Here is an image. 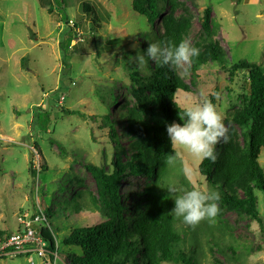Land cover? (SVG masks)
Listing matches in <instances>:
<instances>
[{
	"label": "rangeland",
	"instance_id": "rangeland-1",
	"mask_svg": "<svg viewBox=\"0 0 264 264\" xmlns=\"http://www.w3.org/2000/svg\"><path fill=\"white\" fill-rule=\"evenodd\" d=\"M168 1L177 3L176 16L190 17L185 37L190 44L200 36L201 16L210 8L212 38L224 50L228 65L247 60L259 63L264 71V0ZM83 3L91 9L83 10ZM149 30L145 18L132 10L131 0H0V230L14 232L21 214L42 209L54 234L55 248L46 242L44 249L53 256L51 264H72L71 255L80 254V248L63 244V237L100 220L92 201L95 184L83 164L109 167L114 157L101 119L105 114L117 117L119 107L109 103L110 95L120 96V103L128 101L129 73L137 66L130 57L149 46L144 36ZM188 68L189 63L176 68L189 87L175 93L178 106L212 102L227 130L236 128L242 143L241 130L231 125L230 117L247 91L245 72L230 77L216 63L207 62L193 77ZM139 70L148 73L145 66ZM62 80L67 84L60 86ZM46 109L48 121L42 128L37 119ZM117 128L121 130L120 124ZM121 142L127 147V139ZM33 143L39 144L47 170L38 169L32 188L29 161L36 168L43 164ZM173 147L177 158L165 177L167 188L174 186L177 195L193 189L207 192L198 171L201 160ZM259 163L264 171V147ZM147 182L142 175L122 180L129 205L137 204ZM256 195L259 222L219 208L214 221L189 226L197 238L198 264H264V191ZM216 241L235 249L231 260L215 250ZM0 264L44 263L32 252L0 256Z\"/></svg>",
	"mask_w": 264,
	"mask_h": 264
},
{
	"label": "trees",
	"instance_id": "trees-1",
	"mask_svg": "<svg viewBox=\"0 0 264 264\" xmlns=\"http://www.w3.org/2000/svg\"><path fill=\"white\" fill-rule=\"evenodd\" d=\"M166 6H169L168 12ZM176 6L177 3L168 0H131L132 10L143 16L150 28L144 36L152 43L178 44L185 40L191 19L187 14L176 16ZM82 9L86 11L91 7L83 3ZM200 26V36L191 44L200 49V54L189 63L190 74L194 77L204 64L213 62L230 77L245 72L248 88L240 96L239 108L230 117L231 125L241 130L242 143L238 141L237 129L230 127L227 142L222 140L215 151V161L201 160L198 171L207 183V192L219 194L218 208L259 222L256 193L264 191V171L259 163L260 150L264 147V71L259 63L247 60L228 65L224 50L212 38L210 8L204 10ZM67 58L64 55L62 60L64 70L68 69ZM23 62L25 57L20 60L21 66ZM145 67L148 73L144 75L137 66L130 71L128 101L120 103V96L110 95L109 103L119 107L117 117L102 116V128H107L115 149L109 167L91 162L83 164L95 184L96 194L92 201L100 220L75 228L63 237V244L80 248V254L71 255L72 264H198L197 238L189 225H179L171 213L174 201L165 185L171 165L167 160L173 155L177 158L166 128L174 122L183 123L184 109L176 103L175 93L187 91L189 87L176 68L151 65L149 61ZM63 84L67 82L62 80L60 86ZM59 109L69 112L63 107ZM48 113L47 109L42 111L37 119L42 128L48 121ZM122 138L128 140L127 147L121 144ZM33 147L43 164L36 168L29 161L32 188L38 169L47 170L39 144L33 143ZM130 175L148 178L134 206L127 203L121 191L122 180ZM10 233L0 230V240ZM40 235L52 249L55 248L52 230L42 227ZM213 246L228 261L235 255L232 246L220 241L213 242Z\"/></svg>",
	"mask_w": 264,
	"mask_h": 264
},
{
	"label": "clouds",
	"instance_id": "clouds-1",
	"mask_svg": "<svg viewBox=\"0 0 264 264\" xmlns=\"http://www.w3.org/2000/svg\"><path fill=\"white\" fill-rule=\"evenodd\" d=\"M135 47V45L133 46ZM200 49L192 46L187 40H181L178 44L173 42H150L147 49L137 52L135 57H130L139 68H143L148 61H152L161 67H183L198 57ZM183 121L167 125V136L172 146H179L192 156L204 160L215 161V146L221 142H227V128L216 105L210 101H204L184 109ZM175 156H169L167 163L172 164ZM185 173L188 169H184ZM168 192L174 197L172 214L175 218L189 226L198 225L203 220L214 221L219 213L217 201L219 194L216 192H202L199 190H186L177 195L174 186L168 188Z\"/></svg>",
	"mask_w": 264,
	"mask_h": 264
},
{
	"label": "built area",
	"instance_id": "built-area-1",
	"mask_svg": "<svg viewBox=\"0 0 264 264\" xmlns=\"http://www.w3.org/2000/svg\"><path fill=\"white\" fill-rule=\"evenodd\" d=\"M18 220V230L11 232L4 240H0V256H15L34 252L43 260L44 264H51L50 260L53 256L45 253L47 241L40 235L42 227L51 230L44 211L39 208L30 214L23 213ZM45 254L48 257H45Z\"/></svg>",
	"mask_w": 264,
	"mask_h": 264
}]
</instances>
